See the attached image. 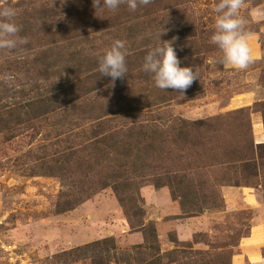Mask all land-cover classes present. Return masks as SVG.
<instances>
[{
	"label": "rangeland",
	"instance_id": "obj_1",
	"mask_svg": "<svg viewBox=\"0 0 264 264\" xmlns=\"http://www.w3.org/2000/svg\"><path fill=\"white\" fill-rule=\"evenodd\" d=\"M218 2L163 1L168 10L179 11L187 23L193 22L196 33L173 36L181 66L197 69L200 76L181 94L157 88L153 75L142 67L147 52L168 41L161 12L151 2L135 11L122 3L111 12L95 11L92 0H0V5L15 8L21 28L18 36L27 40L15 50L0 49V115L1 108H10L14 99L24 102L20 97L24 95L18 96L23 89L26 98L35 93L52 97L63 91L60 86L52 89L62 77L41 81L42 74L38 76L36 68L50 63L47 54L92 50L98 62L116 39L125 41L128 53L125 77L113 82L95 71L86 76L68 69L70 77L82 79L90 96L70 94L74 98L66 110L17 125L11 133L0 132V264H91L89 258H77L72 251L104 238H112L121 250L143 243L140 225L131 227L110 187L95 189L72 209L61 211L71 186L49 174V163L56 157L70 154L78 165L88 158L87 138L96 125L92 116L107 105L116 111L106 118L109 125L118 124L124 131L125 125L133 126L162 141L161 151L147 159L145 182L139 190L141 220L152 223L161 252L178 248L191 254L195 263L232 264L239 241L248 236L259 216L256 208L243 202V194L249 192L264 203V148L258 154L248 150L252 141L264 144V0H244L240 10L253 52L252 62L243 70H225L219 63L222 53L211 41ZM60 62L55 64L68 68ZM179 118L207 121L198 138L194 134V140H201L172 142L169 135ZM184 171L188 183H203L196 190L209 195V203L215 197L221 206L208 203L210 210L184 216L170 189L150 181ZM96 180L97 173L92 182ZM186 244L190 245L182 246Z\"/></svg>",
	"mask_w": 264,
	"mask_h": 264
},
{
	"label": "trees",
	"instance_id": "obj_2",
	"mask_svg": "<svg viewBox=\"0 0 264 264\" xmlns=\"http://www.w3.org/2000/svg\"><path fill=\"white\" fill-rule=\"evenodd\" d=\"M163 1L150 0L152 6L157 9L156 11L161 12V24L165 35H167V40L173 41V36L175 35L177 38V34L181 37L186 33H189V36L196 35L193 22L187 23L179 11L172 12L168 10L169 7L163 5ZM175 14H178V17ZM209 45L210 43L204 47H209ZM44 57H49V60H51L43 67L36 68L39 73L38 76L41 74L43 76L40 80L46 81L51 76H60L63 79L62 82L56 84L52 89L60 86L59 89L64 88L63 91L57 94L54 93L52 97H44L41 93H35V95H30L27 98L28 93L26 90L18 91V96L20 93L24 95V99L20 96L24 102L20 103L14 99L10 103V108L6 109V105L3 106V109L1 108L0 132L11 133L17 125H27L31 120H36L43 115L57 110H66L73 102L74 97L70 94L90 96V89H85L82 86L83 81L77 75L83 73L87 76L94 74V71L96 75H102L99 72V61L95 62L92 50L87 52L81 50L79 52L75 50L52 52ZM56 61H61L60 63L65 64L68 68L62 67L59 63L55 64ZM73 68L76 70L77 75L70 77L71 74L68 69ZM53 69H56V71H52ZM44 74L46 75L44 76ZM75 78H77L76 81H74ZM35 85L34 82L30 84L33 88ZM44 92L48 93V91ZM101 110V112L99 111V113L92 116V119L96 120V125L93 128L95 131L87 138L88 153L86 156L88 158L81 165H78L69 154L66 157H56L49 163V174L58 176L63 185L66 181L71 186V190H68L65 195L67 199L63 203L61 211L72 209L95 189L110 187L124 208L131 227L134 228L135 224L140 225L144 240L143 243L134 245L129 250H121L116 247L112 238H104L77 247L72 253L77 258H89L91 264H206L204 261L195 263L190 259L191 254L186 255L187 252L182 249L174 248L171 251L162 253L157 244V235L152 223L144 224L141 220L143 210L139 190L145 182L143 168L146 166L147 159L151 157L150 155L161 151L162 141H158L157 135L154 134L153 137H150L147 131L142 132L139 129H133V126L125 125L124 131L118 124L109 125L106 118L116 113V111H110L109 105L101 107ZM82 118H87L85 113H83ZM103 120L105 121L103 122ZM207 125V121H187L179 118L175 122L169 139L177 145L180 143L194 144L192 141L198 142V140H201H194V134L198 138L200 131L205 130ZM114 128L117 130H114ZM131 130L132 132H130ZM139 146L142 147L139 148ZM261 148H264V144H254L252 141L248 150L252 153L255 149L258 154L257 151ZM101 161L107 164H102ZM73 167L76 168L73 169ZM187 170H190V168ZM185 172L180 174L177 172H174V174L169 173L163 180L158 176L150 181L156 187L167 186L170 189L173 198L179 200L184 216H194L205 210H210V207H207L209 195L203 194L202 191L199 193L196 190L197 188L200 189L201 186L204 187L203 183H197L196 185L191 182L188 183V176ZM96 173L97 180L93 183V176ZM236 184H238V181H235ZM67 189L69 188L67 187ZM211 194H215V192ZM209 204H213V208H218L221 206L222 201L218 204V201L215 202L214 197V203L211 201ZM172 241L176 242L173 239Z\"/></svg>",
	"mask_w": 264,
	"mask_h": 264
},
{
	"label": "clouds",
	"instance_id": "obj_3",
	"mask_svg": "<svg viewBox=\"0 0 264 264\" xmlns=\"http://www.w3.org/2000/svg\"><path fill=\"white\" fill-rule=\"evenodd\" d=\"M122 3H127L128 8L135 11L138 6L150 3V0H92L95 11L106 9L114 12ZM243 5L244 0H219L214 8L217 16L211 41L222 53L219 63L225 70L246 69L253 60L251 36L245 31V21L240 15ZM16 15L14 7L0 5V49L11 51L27 43L26 39L18 36L21 28L15 21ZM127 54L125 41L114 40L99 60V72L111 77L113 82L125 77ZM142 67L145 72L153 75L157 88L174 89L181 94L200 77L197 69L193 71L192 67L181 66L172 41H161L148 51Z\"/></svg>",
	"mask_w": 264,
	"mask_h": 264
},
{
	"label": "crops",
	"instance_id": "obj_4",
	"mask_svg": "<svg viewBox=\"0 0 264 264\" xmlns=\"http://www.w3.org/2000/svg\"><path fill=\"white\" fill-rule=\"evenodd\" d=\"M254 53L256 55V51ZM243 202L251 208H256L259 216L254 218L248 236L239 241V253L233 256L232 264H264V203L259 202L257 197L249 192L243 194Z\"/></svg>",
	"mask_w": 264,
	"mask_h": 264
}]
</instances>
